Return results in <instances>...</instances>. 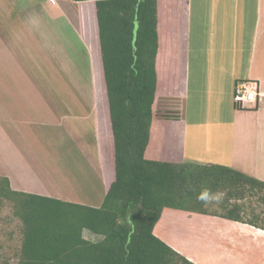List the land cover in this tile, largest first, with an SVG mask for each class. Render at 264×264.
<instances>
[{
    "label": "crops",
    "instance_id": "0c3cea01",
    "mask_svg": "<svg viewBox=\"0 0 264 264\" xmlns=\"http://www.w3.org/2000/svg\"><path fill=\"white\" fill-rule=\"evenodd\" d=\"M79 4H91L89 13L93 27L87 32L81 24L83 9L78 10ZM60 15L89 54L94 78L91 52L100 56V50L93 0L79 3L71 0H0V145L9 141L13 147L14 136L25 144L35 138L42 140L54 130L59 135L63 130L65 135L68 120L76 123L84 119L83 114L78 116L76 113V110L85 109L81 101L72 99L73 103H70L68 97H55L56 86L45 81L48 77L45 74L50 73L62 92L78 95L82 93L81 86L72 83V80L78 83L77 73L73 74L61 65L58 69L41 71L43 73L19 68L22 62L31 63L28 64L30 67L36 62L69 60L61 55L67 52L60 41L54 42L56 32L51 21ZM157 34L159 83L146 156L172 163L225 165L264 182V0H157ZM5 63L11 68H5ZM239 80L257 81L261 92L257 108L248 109L254 115L244 126L239 112L246 111L235 108L233 103L234 86ZM170 100L175 106L173 116L158 117L160 108L170 110L166 104ZM98 106L94 102L92 109L96 126L101 129ZM69 109L72 114L68 113ZM105 114V127L109 131L104 137L108 140L112 135L107 111ZM28 126H37L45 133L39 135L33 131L28 134L32 136L30 140H21L32 129ZM154 126L156 136H153ZM40 155L28 148L24 152L21 148L15 150L10 164L12 170L0 172V177H6L15 191L90 207L101 205L104 197L96 202L88 190L90 187L79 181V188L64 191V196L50 195V192H42L45 187L31 185L36 178L33 173H38L33 169L35 164L31 158ZM111 182L104 177L105 193ZM178 222L188 225L186 233L193 238L197 234L195 228L204 227L203 235L197 236L205 239L203 257L191 254L186 240L171 232L174 223ZM154 234L194 264L264 262V230L244 223L164 209Z\"/></svg>",
    "mask_w": 264,
    "mask_h": 264
},
{
    "label": "trees",
    "instance_id": "16d2710c",
    "mask_svg": "<svg viewBox=\"0 0 264 264\" xmlns=\"http://www.w3.org/2000/svg\"><path fill=\"white\" fill-rule=\"evenodd\" d=\"M94 5L114 180L90 207L15 191L0 177V203L10 202L22 225L17 264H194L154 234L164 209L264 230L263 181L225 165L146 156L159 83L157 0ZM85 230L100 240L85 239Z\"/></svg>",
    "mask_w": 264,
    "mask_h": 264
},
{
    "label": "rangeland",
    "instance_id": "374dc122",
    "mask_svg": "<svg viewBox=\"0 0 264 264\" xmlns=\"http://www.w3.org/2000/svg\"><path fill=\"white\" fill-rule=\"evenodd\" d=\"M90 5L91 4H79L77 6L78 10L83 9V20L81 24L85 32L93 27V18L89 13ZM51 23H54V32H56L54 42H56L57 40L60 41L59 44L63 45L67 52V54H60L65 58H68L69 60H67L66 62L63 61L61 63H50L46 61L36 62L32 63L30 67H28V64L31 63L22 62L19 63V68L24 70H29L28 68H31L30 70L46 72V70L56 69L57 66L59 67V65H61L66 69L69 68V71H72L73 74L77 73V77H75V79H78V83H74L73 80L72 83L74 85L81 86L82 93L78 95L62 92V88L57 85V81L50 73L45 74L48 76L46 77L45 81H48V85H50V83L52 82L56 86L58 93L54 94L55 97L61 99L64 97H68V101L70 103H73L72 99L81 101L83 105H85V109L80 111L76 110V113L78 116L80 114H83L84 119L77 120L76 123H72V120H68V129L66 132L67 134L65 135L63 134V130L60 135L57 131L54 130L46 137L44 136L42 140L35 138L34 141L25 144H23L22 141L17 140L19 138H16V136H14L16 134V131H14V146L12 147L9 141L4 146L3 144L0 145V172L4 173L8 169L12 170L10 164L14 159L12 157V153H14L15 150H18L20 148L22 152H24L27 148L29 150H35L36 154H41L42 156L40 155L39 158L35 156L34 158L36 159L31 158V162L35 164L33 165V169L38 171L37 175L35 174V172L33 173L35 177L38 178V181L35 182V178L34 181L30 182L31 185L40 186V188L45 187L44 190L41 189L42 192H50V195L57 193L58 196H64V191L69 192L70 189L76 191L77 188H79L77 182L79 181V183L83 186L85 185V187L87 188L90 187L88 190L93 193L96 202H100V200L105 196V187H103L104 177L110 181H113L114 179V151L112 150V136L108 137V140L106 139V137H104V133L108 134L109 131V129L105 127L107 122L105 111H107L108 113V108L106 103L101 61H99L100 56L96 55L95 51L94 53L91 52L94 74V78H92L93 75L91 71L89 54L77 40V37L72 33L70 26L67 24V22H65L63 18H61V15L57 16L55 20H52ZM7 64L8 63H5V68H11L8 67ZM12 66V68H17L14 65ZM70 84V80L68 79V87H70ZM92 87H94V92ZM216 93L221 94V91L216 90ZM94 102H97L99 104L98 121L102 123L103 127L101 129L98 128L95 123L94 110L92 109ZM160 103L163 104V102ZM172 103L173 100L167 101L166 104H168L167 106L170 110L166 111L160 108L158 111L159 114L157 115L156 111V115L158 117L173 116V113H175L173 111L175 106H172ZM104 105H106V109ZM70 110L71 109L68 110V113L72 114L73 111ZM155 110H157V108ZM241 110L246 111L239 112L241 113L239 114V117H242V124L244 126L249 122V118H251L254 114L253 112H249L250 110L248 109ZM226 119L228 120L229 116H227ZM249 126L250 130L253 131L254 127L252 123H250ZM30 128L32 129H29L27 135L22 136L21 140H28L29 137H32L28 134H32L33 131H37L39 135H43V133H45L43 132V130H40L39 127L37 128V126L36 128ZM252 131H250L249 133L250 137L253 136ZM153 136H156L155 126L153 128ZM8 147L11 148L8 149ZM98 155L100 156V161ZM90 156L92 157L93 162ZM101 169H103V174ZM70 197L73 199L75 198L71 194ZM70 197L67 196V198ZM261 208V206H257L255 209L258 211ZM12 213V205L10 202L3 201L2 203H0V264H17L20 256V230L22 228V225L21 221L18 218L14 217ZM200 221L203 220L201 219ZM188 229V225H185L182 222H178L174 223V226L171 228V232L178 236L181 235L186 240L185 245H187V248L190 249L191 254L197 257H203L205 239L203 236H201L203 235V232L201 231H203L204 227L199 225L195 228L197 230L195 238H193L192 235L191 237L187 235L186 231H188ZM199 234L201 235L197 237ZM83 237L93 242H97L98 240H100L99 236L91 234L89 231H84ZM193 240L197 242L193 243ZM261 263L264 264V262H251L244 264Z\"/></svg>",
    "mask_w": 264,
    "mask_h": 264
},
{
    "label": "built area",
    "instance_id": "2783aa9c",
    "mask_svg": "<svg viewBox=\"0 0 264 264\" xmlns=\"http://www.w3.org/2000/svg\"><path fill=\"white\" fill-rule=\"evenodd\" d=\"M261 99L260 87L255 80H240L234 86L233 103L238 109H255Z\"/></svg>",
    "mask_w": 264,
    "mask_h": 264
},
{
    "label": "clouds",
    "instance_id": "9594fccd",
    "mask_svg": "<svg viewBox=\"0 0 264 264\" xmlns=\"http://www.w3.org/2000/svg\"><path fill=\"white\" fill-rule=\"evenodd\" d=\"M206 196V193L204 194ZM201 198H204L203 196Z\"/></svg>",
    "mask_w": 264,
    "mask_h": 264
}]
</instances>
